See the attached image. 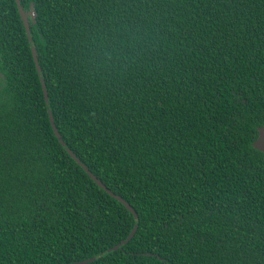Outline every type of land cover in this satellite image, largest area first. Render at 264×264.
Segmentation results:
<instances>
[{
	"label": "trees",
	"instance_id": "16d2710c",
	"mask_svg": "<svg viewBox=\"0 0 264 264\" xmlns=\"http://www.w3.org/2000/svg\"><path fill=\"white\" fill-rule=\"evenodd\" d=\"M19 2L31 43L0 0V264H264V0Z\"/></svg>",
	"mask_w": 264,
	"mask_h": 264
},
{
	"label": "water",
	"instance_id": "95a60500",
	"mask_svg": "<svg viewBox=\"0 0 264 264\" xmlns=\"http://www.w3.org/2000/svg\"><path fill=\"white\" fill-rule=\"evenodd\" d=\"M15 2H16V5H17V8H18V12H19V14H20V17H21V20H22V22H23V28H24V31H25V34H26V36H28V39H29V42L31 43V39H30V36H29V28H28V26H29V22H28V18L30 19V20H32V18H33V12L30 10L29 12H25L24 10H23V8L21 7V5H20V2H19V0H15ZM31 51H32V54H33V60H34V63H35V65H36V68H37V73L39 74V76H40V74H41V70H40V67H39V65H38V62H37V56H36V53H35V49H34V47H32V49H31ZM40 82H41V86H42V91H43V95H44V98H45V101L47 102V100H48V96H47V91H46V89H45V83H44V81H43V79H42V77L40 76ZM49 119H50V122H51V126H52V129H53V131H54V134L56 135V137L58 138V140H59V142L63 145V142H62V140L60 139V137H59V135H58V132H57V129H56V127H55V125H54V122H53V118H52V115H51V113L49 112ZM252 146H253V148L254 149H256V150H258V151H260V152H264V125L263 126H261V127H259L258 129H257V138L255 139V141L253 142V144H252ZM66 151L68 152V154L75 160V162L76 163H78L80 166H81V168L88 174V176L100 187V188H102L105 192H107L110 196H112L113 198H115V199H117V200H119L120 202H122L125 206H126V208H128V210L130 211V212H132L133 214H134V212H133V210L131 209V207L128 205V204H126L123 200H121L119 197H117V196H115V195H113L109 190H107L92 174H91V172H89L88 170H87V168L83 165V164H81L80 162H79V160L74 156V154H72L70 151H69V149H67L66 148ZM134 216L136 217V215L134 214ZM136 229H137V226H135L134 228H133V231L131 232V234L129 235V238L127 239V241L130 239V238H132V236L134 235V233H135V231H136ZM122 244H125V242H123ZM122 244H119L118 246H116L115 247V249H117V248H119ZM92 261V259H89V260H87V262H91ZM83 263V262H82ZM82 263H75V264H82Z\"/></svg>",
	"mask_w": 264,
	"mask_h": 264
}]
</instances>
